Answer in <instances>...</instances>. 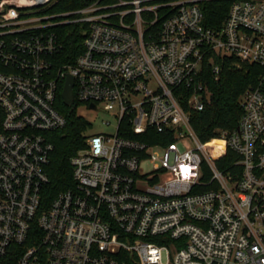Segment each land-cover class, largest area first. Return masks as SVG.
<instances>
[{
  "label": "built area",
  "instance_id": "obj_1",
  "mask_svg": "<svg viewBox=\"0 0 264 264\" xmlns=\"http://www.w3.org/2000/svg\"><path fill=\"white\" fill-rule=\"evenodd\" d=\"M57 1L0 3V264H264V73L241 96L238 127L220 133L237 156L226 171L181 105L209 104L206 61L264 68V0H228L218 31L200 6L212 0L92 3L62 15L88 28L82 53L61 68L52 17H33ZM67 76L72 105H102L116 126L87 134L69 162L74 187L46 204ZM163 236L171 242L148 240Z\"/></svg>",
  "mask_w": 264,
  "mask_h": 264
},
{
  "label": "trees",
  "instance_id": "obj_2",
  "mask_svg": "<svg viewBox=\"0 0 264 264\" xmlns=\"http://www.w3.org/2000/svg\"><path fill=\"white\" fill-rule=\"evenodd\" d=\"M128 1V0H123ZM98 2V4L114 5L119 0H59L50 7L41 11L52 19L54 24L51 28L56 35L60 50L55 56L56 68L64 65H72L76 58L83 51V39L87 31V25L83 23H68L71 17H63V14L79 10L87 5ZM204 15V24L214 31L221 29V25L230 7L228 0H212L201 3ZM218 66L217 77L212 74L211 67ZM207 61L201 66L200 80L202 85L210 92V102L201 112H195L186 107L185 101L181 100V105L188 113L191 127L199 141L210 149L216 146L220 140L222 131L231 132L238 127L242 109L240 107L241 96L250 88L257 85L258 79L264 73V68L252 63L241 62L233 56L216 58L214 63ZM60 86L56 99V109L66 120V125L60 130L49 134L50 142L53 145V152L50 157V164L47 167L49 183L44 190L45 203L48 204L59 193L74 187L72 177V167L70 159L80 150L85 148L87 132L90 124L76 114V109L80 105L73 104V111L66 107L61 98ZM125 137L135 138L126 135ZM149 144L158 143L157 140L139 138ZM220 149V159L215 161L218 169L226 171L236 161L237 156L222 145L216 146ZM204 179V177H203ZM154 243H170L168 236L150 238Z\"/></svg>",
  "mask_w": 264,
  "mask_h": 264
},
{
  "label": "rangeland",
  "instance_id": "obj_3",
  "mask_svg": "<svg viewBox=\"0 0 264 264\" xmlns=\"http://www.w3.org/2000/svg\"><path fill=\"white\" fill-rule=\"evenodd\" d=\"M46 8L40 9V13L34 14L33 17L35 18H44L48 17L46 13H42L41 11L45 10ZM34 11V10H30ZM39 12V9H36ZM40 22H38L39 24ZM76 114L83 118L90 124V129L88 130V135H93L97 133L102 134H113L116 126V119L114 118V111H105L102 105L98 106L97 111H91L88 107L84 104H80L76 109ZM109 123V125H107ZM222 145V142H216V146ZM143 172H149L151 170V166L149 163H144L141 167ZM168 175L164 176L162 180L167 179ZM165 261V257H164Z\"/></svg>",
  "mask_w": 264,
  "mask_h": 264
},
{
  "label": "water",
  "instance_id": "obj_4",
  "mask_svg": "<svg viewBox=\"0 0 264 264\" xmlns=\"http://www.w3.org/2000/svg\"><path fill=\"white\" fill-rule=\"evenodd\" d=\"M2 0H0L1 3ZM72 87H73V78L70 76H67L63 88H62V92H61V98L63 100V103L66 107L70 108V111H73V95H72ZM89 109L90 110H95L96 107L95 105H89Z\"/></svg>",
  "mask_w": 264,
  "mask_h": 264
}]
</instances>
